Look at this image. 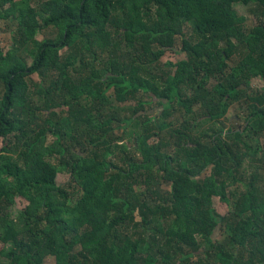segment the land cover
I'll use <instances>...</instances> for the list:
<instances>
[{
	"label": "trees",
	"instance_id": "16d2710c",
	"mask_svg": "<svg viewBox=\"0 0 264 264\" xmlns=\"http://www.w3.org/2000/svg\"><path fill=\"white\" fill-rule=\"evenodd\" d=\"M0 19L17 23L0 47V264H264V0H0ZM178 40L186 59L163 63ZM235 103L243 129H204Z\"/></svg>",
	"mask_w": 264,
	"mask_h": 264
},
{
	"label": "rangeland",
	"instance_id": "374dc122",
	"mask_svg": "<svg viewBox=\"0 0 264 264\" xmlns=\"http://www.w3.org/2000/svg\"><path fill=\"white\" fill-rule=\"evenodd\" d=\"M257 7L255 4H250L248 6H242V5H238L236 6V10L238 12L239 15H242L246 18V25L247 27H251L254 26L258 23L257 17L255 15V11H256ZM17 23L13 22L11 20H2L0 19V28H1V33H0V47L4 48V49H10L13 44H12V33L13 31L16 29ZM186 34L190 35L192 34L191 28L190 27H186ZM57 35L56 31L52 28H48V29H44L39 31L36 39L38 41H41L45 38L47 39H52ZM180 46H181V42L180 40H178L177 42V46H176V50L175 51H168L167 54L163 57V63H167V62H175L178 63L181 60L186 59V55L182 52H180ZM23 56L26 57V51H23ZM32 63V59H28V64L31 65ZM31 79L34 82H38L39 77L37 76V74H34ZM252 87L253 89H262L264 87V81L262 79L256 78L253 80L252 82ZM113 91L110 90L108 92V95L111 96V100L113 101V103L121 108L122 114L124 117L126 118H130L136 115L135 113V108L138 105L137 101H129L127 103H118L115 101V99L112 96ZM140 99H142L145 103H146V112L147 115L151 116V117H160L161 116V112H162V107L159 106L157 104V101H153L150 102L151 100L148 97H143L140 96ZM143 114V112L138 113V115ZM245 114L243 112V105L241 103H235L230 111L229 114L227 115L226 118H224L223 120H221V122L217 123V122H208L206 123V127L204 129H211L210 133H213L214 131H218L220 129L225 130V132H229L231 129H243L245 126ZM119 133H121V131H118ZM53 138L50 136L49 137V142H52ZM129 141V140H128ZM158 139L157 138H153L151 139V143H155L157 142ZM127 143V141H125ZM126 145V144H125ZM211 173V168H208L204 173L203 176H207ZM57 184L59 186H63V185H67L70 182V174L68 172H61L59 173V175L57 176ZM162 189L164 191H168L170 189V187L167 184H164L162 186ZM71 193L73 194H77L76 191H74L72 188H70ZM26 206V202L21 199V198H17L16 199V206H15V213L22 210L24 207ZM214 207L221 213H225L227 210L225 208V206L218 200L215 199V203H214ZM214 238L216 239H221L222 236L219 234V231L217 230L214 234ZM45 264H55V260L52 257H48L46 259Z\"/></svg>",
	"mask_w": 264,
	"mask_h": 264
}]
</instances>
